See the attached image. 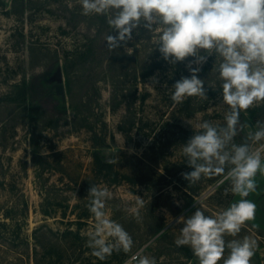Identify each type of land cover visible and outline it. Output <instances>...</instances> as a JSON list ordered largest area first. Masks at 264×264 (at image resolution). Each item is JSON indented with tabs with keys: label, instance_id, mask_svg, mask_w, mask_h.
<instances>
[{
	"label": "rangeland",
	"instance_id": "374dc122",
	"mask_svg": "<svg viewBox=\"0 0 264 264\" xmlns=\"http://www.w3.org/2000/svg\"><path fill=\"white\" fill-rule=\"evenodd\" d=\"M107 20L83 15L80 0H0V264H126L146 245L157 264H199L188 246L175 245L183 227L176 219L197 201L214 214L239 199L225 192L228 182L217 187L220 177L192 185L182 176L193 170L180 149L195 125L224 123L215 56L198 73L208 98L174 104L172 86L190 76L193 58L168 63L143 27L108 51L106 36L117 33ZM240 120L236 143L264 122V102ZM256 181L247 197L255 219L237 238L256 239L251 264H264V176ZM91 184L112 193L105 210L131 235V252L91 254ZM136 196L144 200L140 222Z\"/></svg>",
	"mask_w": 264,
	"mask_h": 264
},
{
	"label": "clouds",
	"instance_id": "9594fccd",
	"mask_svg": "<svg viewBox=\"0 0 264 264\" xmlns=\"http://www.w3.org/2000/svg\"><path fill=\"white\" fill-rule=\"evenodd\" d=\"M80 4L85 16L108 17L110 29L117 33L106 36L108 51L126 45L133 31L143 27L154 34L152 46H158L168 63L193 58L188 63L190 76L172 86L174 104L189 97L208 98L198 73L208 57L215 56L212 70L220 80L226 106L224 123L204 120L195 125V134L180 149L193 170L182 176L192 185L202 178L220 177L217 187L228 182L230 189L225 192L230 190L239 199L214 214H206L197 201L193 213L176 219L183 227L174 243L188 246L199 264H251L257 240L237 237L255 219L256 204L247 197L257 190V175L264 176V122L257 121L256 130H249L244 142L236 143L235 137L246 127L241 113L264 102V0H80ZM126 49L129 54L133 51ZM87 196L94 218L87 240L91 254L105 260L113 252H131V235L105 210L112 198L108 187L91 184ZM135 205L140 222L143 198L136 196ZM146 247L126 264H157L155 257L146 254Z\"/></svg>",
	"mask_w": 264,
	"mask_h": 264
},
{
	"label": "water",
	"instance_id": "95a60500",
	"mask_svg": "<svg viewBox=\"0 0 264 264\" xmlns=\"http://www.w3.org/2000/svg\"><path fill=\"white\" fill-rule=\"evenodd\" d=\"M57 92L62 93L63 92V87L62 85H57Z\"/></svg>",
	"mask_w": 264,
	"mask_h": 264
}]
</instances>
